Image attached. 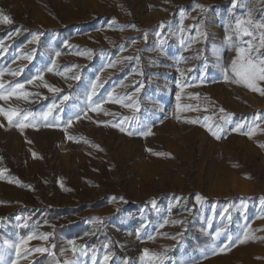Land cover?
Instances as JSON below:
<instances>
[{"label":"rangeland","instance_id":"obj_1","mask_svg":"<svg viewBox=\"0 0 264 264\" xmlns=\"http://www.w3.org/2000/svg\"><path fill=\"white\" fill-rule=\"evenodd\" d=\"M261 23L264 0H0L4 89L25 85L33 124L80 103L28 146L40 177L0 124V181L32 190L0 196V264H264V95L230 72Z\"/></svg>","mask_w":264,"mask_h":264},{"label":"crops","instance_id":"obj_2","mask_svg":"<svg viewBox=\"0 0 264 264\" xmlns=\"http://www.w3.org/2000/svg\"><path fill=\"white\" fill-rule=\"evenodd\" d=\"M129 33V32H128ZM149 34V35H148ZM148 34L143 35V39L146 41L147 38H149L151 35H154L155 37H159L160 41L155 40L156 47L161 42H164L166 37H168V31L163 24H159L156 27L155 31L149 32ZM183 36V35H182ZM176 37H181V31L177 33ZM176 40V39H175ZM159 42V43H158ZM160 57L161 60H167L170 56L167 52V47H164ZM165 57V58H164ZM112 63V59L109 61ZM132 84H127L126 87H130ZM14 87V85L12 86ZM11 85L8 87V89H4V91L7 93L11 90ZM150 95V94H149ZM18 97H22L21 92H16L15 94L9 96V99L6 101H0V109H6L8 111L10 110H16L18 112V115L13 118V124L12 126H7V122H9L6 119V116L3 114H0L2 116L0 119V124H4L3 127H6L8 130L7 133V140L9 141V145L13 150L15 151L20 150L25 152V171L29 175L38 176L40 177L39 170L43 167L40 165L37 159H35L32 156V153L30 152L32 150V146H30L29 149L28 146L32 144L34 141H37L38 143H41V139L44 135H55V137H64V124L63 119L68 112L67 110L72 111L73 108L79 106V102L77 101H71L70 106L65 105L63 100H59L55 102V111L49 115L51 118H54V122L51 123L52 126H49V123L45 119H37L38 124H33V122L29 123L27 127L20 129L16 126V123L23 118L24 115H27L28 113H31L30 108L26 105L27 102H23ZM3 102V103H1ZM88 103V101H81V103ZM90 104V103H89ZM51 103H49V106ZM130 105H135L134 102L130 103ZM67 111V112H66ZM78 114V113H77ZM35 118L34 115L29 117V120L32 121V119ZM6 119V120H5ZM27 123V122H26ZM43 133V134H42ZM27 156L29 157L27 159ZM31 189H29L24 184L20 183H9V182H3L0 181V196L1 198H4L6 201L10 202L13 201L11 204L16 206H22L23 204L29 203L31 200L28 197L29 192L31 193ZM27 192V193H26ZM3 207V206H2Z\"/></svg>","mask_w":264,"mask_h":264},{"label":"snow or ice","instance_id":"obj_3","mask_svg":"<svg viewBox=\"0 0 264 264\" xmlns=\"http://www.w3.org/2000/svg\"><path fill=\"white\" fill-rule=\"evenodd\" d=\"M3 22L6 23H11V19L8 16H3L2 18ZM244 24H248L251 25L252 21L248 20V21H236V29L241 32L243 34V36L246 37H253L254 36V32L250 31L247 27H243ZM131 27H135L134 25H132ZM257 28L260 29H264V23L261 24H257L256 25ZM38 38V36H37ZM229 39L231 40L232 38L229 37ZM261 49H264V32H262L259 36V45L258 46H254L251 43H249L247 45V47H238L237 48V57L233 59V61L231 62L230 65V72L232 74V76L234 78H236L237 82H244L246 84V86L252 90V91H259L261 95H264V89L258 88V82H264V52L261 51ZM253 52H255V55H253ZM60 53L57 52L56 56H59ZM27 59H31V57H26ZM127 59H132V58H127ZM54 63V62H53ZM109 66H113V65H109ZM52 69L49 68V71H51ZM227 69H226V73H227ZM4 73L2 71H0V76H2ZM12 75H16V72H12ZM75 79H79V77H73ZM225 79H228V76H225ZM29 84L32 83L31 80L28 81ZM47 86V85H46ZM25 87V85L23 83H16L14 85V87L11 88L10 91H8L7 93L4 91V84L0 83V100H7L9 99V96L15 94L17 92V90H23ZM97 88V84H93L92 85V91L93 94H95V89ZM50 90H54L55 89H50ZM28 95V93H24V98H26ZM20 98V97H18ZM65 100L68 99L67 96L64 97ZM92 97L91 95L89 96V100H91ZM109 101H111L113 99V97L111 96V94L108 97ZM177 99H179V97H177ZM119 102V101H118ZM101 104L97 103L95 108L93 109L94 111L99 110L100 109ZM55 108V105H52L48 108V110L44 113H42V116L45 120H47L48 116L52 114L53 109ZM221 111H223V109H221ZM0 114H3L7 117V120L9 121V123L13 122V118L15 116L18 115V112L16 110H10L8 112H5L3 109H0ZM32 116L31 113H28L27 115H24L23 118L21 120H19L16 123V126L19 127L20 129H23L25 127L28 126L29 123H31L32 121L29 120V117ZM79 115H77L75 117V119H79ZM27 122V123H26ZM69 124H71V119H69L68 121ZM49 126H52L51 122L49 123ZM116 126V125H113ZM242 127V125H237L236 128L232 129L233 131H238L240 128ZM124 129L121 128V131H123ZM132 134V133H130ZM151 134V129L149 128L147 131H141L139 132V135L142 136H147ZM218 139L220 137H217ZM150 151V150H149ZM35 156V154H33ZM122 199V198H121ZM199 199V197H198ZM216 236L220 235V232L217 231L215 233ZM32 236H29L27 238V240H31ZM43 239H48V236L45 235L42 237ZM248 239L247 234H245V236L241 239H239V243H244L246 242V240ZM27 241L24 240L21 242V245H14L17 248V256L20 257L21 253H20V248L21 246L26 243ZM231 239H230V243H231ZM53 248L55 247V245L52 246ZM228 245H225L223 248L219 249V252H224L226 250H228ZM27 251V250H26ZM34 251L36 252H45L47 251V249L44 248H36ZM73 252H75V249H73ZM54 254V253H53ZM215 254V253H214ZM145 255H147V250H145ZM108 256L105 255L104 260H107Z\"/></svg>","mask_w":264,"mask_h":264},{"label":"trees","instance_id":"obj_4","mask_svg":"<svg viewBox=\"0 0 264 264\" xmlns=\"http://www.w3.org/2000/svg\"><path fill=\"white\" fill-rule=\"evenodd\" d=\"M52 214V213H51Z\"/></svg>","mask_w":264,"mask_h":264}]
</instances>
